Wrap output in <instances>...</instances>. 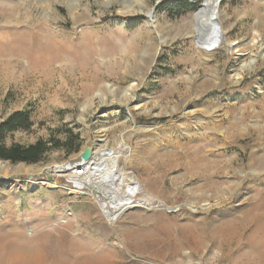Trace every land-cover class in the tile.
<instances>
[{
	"label": "rangeland",
	"instance_id": "1",
	"mask_svg": "<svg viewBox=\"0 0 264 264\" xmlns=\"http://www.w3.org/2000/svg\"><path fill=\"white\" fill-rule=\"evenodd\" d=\"M202 2L0 0V121H33L6 145L81 143L0 158V264H264V0H222L229 39L212 53L192 32ZM89 143L126 147L117 164L157 200L110 223L48 179Z\"/></svg>",
	"mask_w": 264,
	"mask_h": 264
},
{
	"label": "bare ground",
	"instance_id": "2",
	"mask_svg": "<svg viewBox=\"0 0 264 264\" xmlns=\"http://www.w3.org/2000/svg\"><path fill=\"white\" fill-rule=\"evenodd\" d=\"M189 1L194 2L195 0H189ZM221 2L222 0H203L199 8L192 14V25L194 27L192 32L194 34L196 33V35H194L196 39L195 43L199 48H201L207 53L215 52L218 48L223 47L225 42L229 39V30L226 26H224L222 22L224 15L221 9ZM142 5H144V1L142 2ZM155 21L156 22L154 24L156 27H158L159 20L157 19ZM217 21L221 24L220 28H215L216 25L214 26V24ZM207 39H209V41H207ZM213 39L218 41V45L216 47L209 49L203 46L204 44L210 45ZM252 41H253L252 46L255 45H258V47L262 46L264 43V35L262 31L255 30L252 37ZM259 42H261L260 45ZM245 47L247 46L243 45V47L239 50H245L246 49ZM234 48L235 47L233 46L232 47L233 55L237 53V51ZM103 150L106 149H101L100 151L97 150L94 151L93 159L95 161L100 159L101 157L100 154L101 151ZM128 152L129 150L123 146L118 150L112 151L111 154L107 156H103V159L108 167V170L111 172L118 173L119 175V178L117 180L120 181L119 182L115 181V183L116 185H118L119 190L122 192V194L125 195V198L119 199L118 202L116 201L110 202L108 198L101 197L96 192L97 188L105 191L104 181L106 180H105L104 170L101 171L91 170L86 164L80 166L77 169L76 166H71L63 163V164H54L52 167H49L46 170V172H50L54 176L62 175L65 180L61 184L71 188L76 193L80 192L83 194L90 195L94 199V201L99 205V207L102 209L108 221L110 223H114L125 209L136 207L144 203L153 204V202L157 200V198H155L152 194H150V192L148 193L147 191H144V196H138L137 192L139 190H143V187L140 183L138 176L135 175L134 173L127 172L123 165L117 164L119 159L125 158L126 160L128 158L129 155ZM174 167L176 169V166ZM78 179H81L82 183H77ZM130 185L134 186L133 190H130L129 188ZM126 199H128V201Z\"/></svg>",
	"mask_w": 264,
	"mask_h": 264
},
{
	"label": "trees",
	"instance_id": "3",
	"mask_svg": "<svg viewBox=\"0 0 264 264\" xmlns=\"http://www.w3.org/2000/svg\"><path fill=\"white\" fill-rule=\"evenodd\" d=\"M32 125L33 121L29 109L15 110L0 121V158L12 162H37L43 159L46 153L54 147H65L69 152L81 149L80 134L73 130H70L71 134L64 140L52 135L48 139L40 138L28 144L13 142L6 145L4 138L7 132L17 129H29Z\"/></svg>",
	"mask_w": 264,
	"mask_h": 264
},
{
	"label": "water",
	"instance_id": "4",
	"mask_svg": "<svg viewBox=\"0 0 264 264\" xmlns=\"http://www.w3.org/2000/svg\"><path fill=\"white\" fill-rule=\"evenodd\" d=\"M220 25L221 24L218 21L214 24L215 28H220ZM207 41H209V39H207ZM217 45H218V41L213 39L211 41L210 45L204 44L203 46L207 47L209 49H212V48L216 47ZM94 148H95V146L92 143L87 144L85 146V148L79 153L78 156L71 157L70 159H68L65 162V164H68L71 166H76L77 169L80 166L86 164L91 170H97V171L104 170L105 180H106V181H104L105 191L97 188L96 192L99 196L104 197V198H108L110 200V202H112V201L118 202L119 199L125 198V195L122 194V192L119 190L118 185H116V183H115V181H118V182L120 181V180H117L119 178V175H118V173L109 171L108 167H107V165L103 159V156H107V155L112 153V149L108 148L106 150L101 151L100 159L95 161L93 159ZM47 177L51 181L55 180V182L57 184H61L65 180L62 175L54 176L50 172H47ZM77 183H82V180L78 179ZM129 188H130V190H133L134 186L130 185ZM127 197H128V195H127ZM126 200L128 201V199H126Z\"/></svg>",
	"mask_w": 264,
	"mask_h": 264
}]
</instances>
